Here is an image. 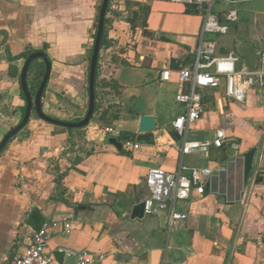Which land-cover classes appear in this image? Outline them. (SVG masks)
<instances>
[{
  "label": "crops",
  "instance_id": "1",
  "mask_svg": "<svg viewBox=\"0 0 264 264\" xmlns=\"http://www.w3.org/2000/svg\"><path fill=\"white\" fill-rule=\"evenodd\" d=\"M101 1L0 0V142L25 109L19 79L26 51L46 47L51 63L42 111L61 121L84 118ZM109 4L108 45L97 64L98 108L88 126L67 130L33 115L0 153V264H14L30 244L37 230L28 222L33 211L41 225L55 223L52 252L62 247L104 255L93 264H264V89L250 91L244 103L228 101L223 83L219 90L204 91L207 109L187 140L211 141L217 129L228 139L225 148L212 147L207 157L182 158L188 167L216 171L204 197L180 204L187 219L171 230L161 217L131 219L133 207L149 195V169L174 171L180 162L176 147L181 141L171 127L182 112L175 103L177 71L194 61L202 16L184 1ZM215 5L212 11L222 19L236 10L232 3L219 2L214 10ZM144 8L149 9L145 30H132L129 21ZM246 11L255 15L251 32L257 35L238 38L231 30L206 39L216 43L218 55L232 53L240 64L254 67L264 51V34H259L264 33V10ZM165 69L171 71L169 82L160 80ZM143 115L154 118V131L137 132ZM243 135L250 143L245 149L239 144ZM114 137L121 149L108 141ZM124 141L139 146L128 149ZM253 148L244 183L242 157ZM54 254L60 264L73 263Z\"/></svg>",
  "mask_w": 264,
  "mask_h": 264
},
{
  "label": "built area",
  "instance_id": "2",
  "mask_svg": "<svg viewBox=\"0 0 264 264\" xmlns=\"http://www.w3.org/2000/svg\"><path fill=\"white\" fill-rule=\"evenodd\" d=\"M176 1H184L194 6L202 16V27L192 65L177 71L179 89L175 96V103L182 112L172 121L171 127L181 141L176 147L181 156L180 162L174 171H166L158 167L151 168L145 177V186L149 195L143 201V215L163 218L168 230L187 219V215L180 211L179 205L202 199L216 172L207 167H188L183 163L182 158L191 154L207 157L210 148L221 150L228 143L223 129H217L211 141L187 140L190 128L207 109L203 102V92L219 90L223 83L224 97L228 101L244 103L250 91L264 89V51L259 55L258 64L248 67L240 64L239 58L232 53L218 55L216 43L206 39L207 36L226 35L229 31L228 23L238 19L237 11L233 9L225 14L223 22L220 21L212 11L213 5L219 2L232 4L237 2L232 0ZM160 80L169 82L171 71L163 70ZM104 132L114 135L112 128H105ZM123 146L128 149H137L139 145L132 141H124ZM230 146L234 150L239 148L237 144H230ZM219 170L221 169L217 172ZM54 227V222H44L33 231L30 244L18 255L14 264H60L54 252L73 259L72 264H93L96 260H104V255H95L88 251L58 247L52 252L49 245L53 238Z\"/></svg>",
  "mask_w": 264,
  "mask_h": 264
},
{
  "label": "water",
  "instance_id": "3",
  "mask_svg": "<svg viewBox=\"0 0 264 264\" xmlns=\"http://www.w3.org/2000/svg\"><path fill=\"white\" fill-rule=\"evenodd\" d=\"M109 2L110 0H102L98 13L97 27H96L95 38L93 41V48L91 52L89 69H88V108L84 118L76 122L61 121L46 115L42 111V97L44 95V91L50 77L51 63L43 52L41 51L34 52L30 54L28 58L25 60L23 68L20 73V79H19L20 87L25 99V109L22 119L16 127L12 128L2 138L0 142V153L4 150L7 144L28 125L33 115H35L40 121L48 125L64 128L67 130L82 129L88 126V124L92 120L95 111L96 70H97L98 58L100 53L101 40L104 32L105 17L109 6ZM146 35H148V33H146ZM37 60H40L44 64L45 70L41 82L37 88V91L35 95L32 96L29 91L27 76L31 65ZM155 129H156V125L154 118L152 116L143 115L139 118V123L137 128V132L139 134H147L154 131ZM108 141L111 144H113L117 149H121V145L119 144L117 138L115 137L110 138ZM256 150H257L256 148H253L249 150L247 153H245L242 157L244 183H246L247 180L249 179ZM143 210H144L143 202L135 205L132 209L131 219L143 218L144 217ZM162 221L165 222L164 219H162Z\"/></svg>",
  "mask_w": 264,
  "mask_h": 264
},
{
  "label": "trees",
  "instance_id": "4",
  "mask_svg": "<svg viewBox=\"0 0 264 264\" xmlns=\"http://www.w3.org/2000/svg\"><path fill=\"white\" fill-rule=\"evenodd\" d=\"M109 8H110V4L108 6L107 13L109 12ZM99 9H100V7H99ZM191 11L195 12V8L191 9ZM148 14H149V9L148 8H144V9L140 10L138 13H136L134 15V19H131L129 21L130 25L132 27V30H134L136 28H140L141 30L144 31L145 27H146L145 26V23H146L145 20H146ZM219 19L222 22L224 21L221 17H219ZM97 20H98V17H97ZM108 22L109 21L105 18V26H104V32H103V36H102V40H101L100 51L103 48H105V46L108 45V32H107V24H108ZM94 38H95V35H93V40H94ZM45 51H46V47H44L42 49L43 53H45ZM30 54H32L30 51H26L25 53H23L21 55L20 58L26 60ZM35 63H36V61L31 65V67L29 69V72H28V76H27V82H28V86H29V91H30L32 96L35 95V93L37 91V88H38V86H39V84L41 82V79L43 77L44 70H45V66H44L43 63H40L38 65L35 64ZM97 69H98V65H97ZM10 74H11V68H10ZM98 84H99V81H98V74H97V70H96V79H95V111L98 108V103H97L98 102V91H97ZM21 95H22V98H24L23 94H21ZM28 222H30V224H32L36 229H38L40 227L42 221H41V218L38 216V212L37 211H33V213H32V215H31V217H30Z\"/></svg>",
  "mask_w": 264,
  "mask_h": 264
},
{
  "label": "rangeland",
  "instance_id": "5",
  "mask_svg": "<svg viewBox=\"0 0 264 264\" xmlns=\"http://www.w3.org/2000/svg\"><path fill=\"white\" fill-rule=\"evenodd\" d=\"M217 7H218V3L215 5L214 10H216ZM234 7L238 12L237 13L238 20L237 22L232 23V24L228 23V26L230 29L229 31L232 30V34H234L238 38H242L243 36L246 38L247 33L249 34V37L250 36L254 37V35H257L251 32V29L253 27L252 22H253V18L255 17V15H253V12H249V11L247 12L246 10H253L254 12L257 10H264V1L249 2V1L242 0L240 2H237ZM96 27H97V24L94 26V35L96 32ZM259 34L263 35L264 33L259 32ZM233 52L237 53V49L234 48ZM239 139H240L239 144L242 145L243 149H245L246 147L250 145V143L248 142L249 139L246 135L241 136Z\"/></svg>",
  "mask_w": 264,
  "mask_h": 264
}]
</instances>
